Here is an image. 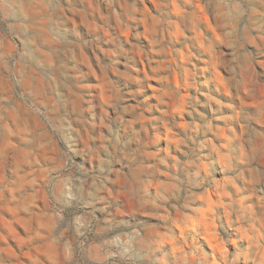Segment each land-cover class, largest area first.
Returning <instances> with one entry per match:
<instances>
[{"label":"rangeland","instance_id":"374dc122","mask_svg":"<svg viewBox=\"0 0 264 264\" xmlns=\"http://www.w3.org/2000/svg\"><path fill=\"white\" fill-rule=\"evenodd\" d=\"M4 108L0 264H264V0H0Z\"/></svg>","mask_w":264,"mask_h":264},{"label":"clouds","instance_id":"9594fccd","mask_svg":"<svg viewBox=\"0 0 264 264\" xmlns=\"http://www.w3.org/2000/svg\"><path fill=\"white\" fill-rule=\"evenodd\" d=\"M8 118H10L9 110L7 108L0 110V122H4L5 126ZM72 157L76 163L84 164L86 168L88 167L87 163L80 158L78 151H74ZM87 183L96 193V199L89 207L88 211L94 214L98 222L103 223L106 217H119L129 220L133 217L143 218L138 214L142 207L139 202L135 201L134 197H129L128 199L123 198L124 193L131 191V189L125 187L124 184L117 186L114 182L110 190L109 187L97 189L91 179H87ZM121 212L123 214H121ZM75 255L76 253L73 249V256L67 258L68 264H73Z\"/></svg>","mask_w":264,"mask_h":264}]
</instances>
